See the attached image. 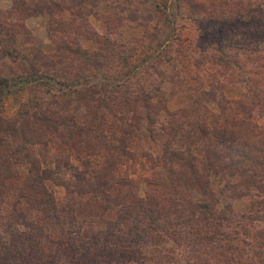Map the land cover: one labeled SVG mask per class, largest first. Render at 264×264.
Masks as SVG:
<instances>
[{
	"label": "trees",
	"instance_id": "16d2710c",
	"mask_svg": "<svg viewBox=\"0 0 264 264\" xmlns=\"http://www.w3.org/2000/svg\"><path fill=\"white\" fill-rule=\"evenodd\" d=\"M96 1L10 0L0 10V112L5 94L27 96L12 115L0 114V206L10 203L0 211V264H244L237 256L252 258L250 242L220 226L244 199L247 221L264 222V72L257 70L264 60V0L237 1L228 13L225 0H124L133 5L127 19L144 27L130 39L111 37L109 14H102L107 33L96 32L88 21L99 15L90 8ZM202 10L224 25L258 23L245 38L213 35L192 64L199 79L183 87L184 104L168 110L159 101L162 82L147 89L145 75H163L170 64L179 80V72L190 69L169 25L174 16L199 22ZM39 15L52 51L25 26ZM155 17L159 25L147 28ZM70 33L95 46L83 47ZM242 57L250 58L247 66ZM231 86L240 88L235 98L224 94ZM142 127L160 144L156 156L143 152L151 171L142 181L158 185L153 169L165 166L166 191L112 198V187L132 183L140 160L132 146ZM54 186L101 197L104 210L114 202L115 218L83 240L80 258H36L44 224L73 222L65 206L55 205ZM27 208L40 218L25 217Z\"/></svg>",
	"mask_w": 264,
	"mask_h": 264
},
{
	"label": "rangeland",
	"instance_id": "374dc122",
	"mask_svg": "<svg viewBox=\"0 0 264 264\" xmlns=\"http://www.w3.org/2000/svg\"><path fill=\"white\" fill-rule=\"evenodd\" d=\"M242 1L244 4L247 2L253 6L259 0H225L228 6L223 7V11L228 13L230 11L229 6H234L235 2ZM10 0H0V10L5 9L9 6ZM99 15H88V21L90 25L96 30L98 34H106L107 30L105 23L102 21V14H109L110 19H113L109 26L111 28V37L118 39L120 38H132L140 37L144 33V27L140 24H136L127 19L130 14V11L133 9V5L124 0H97L95 7H90ZM130 9V11H129ZM219 7L217 10H220ZM168 13L173 11V8L167 9ZM199 15L202 14L201 19L198 21H193L183 17L171 18L172 23L169 21V26L171 27L172 36H180L177 40L175 38L174 47L177 45L182 48L185 53H188L187 57L184 58V63H187L190 66L188 70L185 68L183 72H179L182 76L181 79L177 80L178 71L171 69L170 64L164 66L163 75L158 74H148L146 80H148V85L145 84V88H150V84H156L162 82L163 96L159 98V101H162L165 105V108L168 110H175L181 107L186 98V92L184 91V86L189 83H193V78L199 79L200 76L195 75L192 64L193 61L197 60V57L202 53V50L208 42L214 40H219V35L226 34L227 38L235 39L237 37H246L248 34H253L255 32V22L258 21H248L230 24H222V18H213L209 15H204L203 10L199 11ZM264 14V12H263ZM245 15V13H244ZM164 15H162L163 17ZM155 19H151L147 23V28L149 25L154 24L155 26L159 25V22ZM26 28L34 35L36 38H39L43 43V49L46 51H52L54 45L50 42L45 34L46 18L44 16H32L24 20ZM167 23L163 22L160 24V27H164ZM215 27H218L216 29ZM150 31V29H148ZM118 32L120 36H118ZM250 32V33H248ZM235 34L236 36H233ZM74 34L67 35L72 37ZM214 35V36H213ZM78 39L80 44L85 48H93L95 43L92 40H86L78 36H73ZM132 40V39H131ZM130 40V41H131ZM242 40V39H241ZM139 51V50H138ZM247 57L240 58L242 65L247 66L248 61ZM116 67L115 64L111 65ZM258 73L261 74L264 72V60L260 61V66L257 69ZM95 76V73H94ZM98 75H96L97 77ZM95 77V80H98ZM55 89V87H54ZM240 88L231 86L227 87L224 90V94L228 98H235L239 95ZM158 93V92H157ZM155 93V94H157ZM26 92L17 91L10 92L3 96V107L0 112L4 117H9L12 115L18 105L21 102L26 101ZM45 99L49 98V94H44ZM153 100H158L155 96ZM208 109L215 110V105L213 103L207 104ZM263 121V120H262ZM261 121V122H262ZM133 152L137 155L140 160H136L133 167L135 171L130 174L132 177V183L125 185H117L112 187L109 190L110 196L113 198L116 194H122L126 196H135L140 197L145 193H161L166 191L164 186H167L168 183L165 179L167 174V168L165 166H156L153 171L155 173L156 180L159 182L158 185L147 184L142 181V177L148 175L151 171L150 161H146L145 157L143 158V152H147L152 156H156L160 152V144L148 134V131L142 127L136 131V137L134 144L132 146ZM52 194L54 197L55 205L57 207L65 206V210L68 211V219H73V222L70 226H58V227H49L44 224L43 229L36 237L37 242L35 247H39V255L44 259L52 258H70L71 254L74 253L77 257L80 258L84 251V241L89 239L92 235H98L102 230L104 231L107 225L108 220H113L115 214L112 213L113 210V200H108L111 204L110 209H103V206L106 204V200H102L101 197H94L90 193L85 194H66V192L59 186L52 187ZM246 200V199H244ZM244 200H238L234 202L231 211V217L227 221H223L220 228L224 230L228 236L234 237L238 234V239H243L244 242H250L253 256L248 258L245 255L240 253V256L237 258H244L247 260L244 264H264V222H248L244 217V212L247 209V203ZM101 205V207H98ZM6 206V207H5ZM0 206L1 212H6L9 210L10 203L7 205ZM105 207V206H104ZM98 208V210H96ZM22 210L25 214V217L29 219H38L40 215L36 214V211L32 208ZM104 211V213H103ZM9 212V211H8ZM72 216V217H71ZM251 223V225L249 224ZM21 226L18 227L20 229ZM206 235L211 231L210 228L205 227ZM208 229V231H207ZM77 230V231H76ZM77 232V233H76ZM221 234L220 232L218 233ZM73 236V237H72ZM191 236V235H190ZM194 238L193 236H191ZM237 238L234 239V242L243 244L239 242ZM167 242V241H166ZM168 243H170L168 241ZM167 244V243H166ZM185 249H189V246L186 245ZM190 252H188V255ZM178 258V257H176ZM236 258V259H237ZM204 260L210 261V258H202ZM241 264V263H240Z\"/></svg>",
	"mask_w": 264,
	"mask_h": 264
}]
</instances>
